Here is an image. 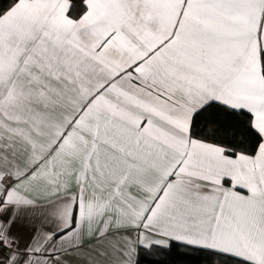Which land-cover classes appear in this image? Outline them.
<instances>
[{
	"label": "snow or ice",
	"instance_id": "snow-or-ice-1",
	"mask_svg": "<svg viewBox=\"0 0 264 264\" xmlns=\"http://www.w3.org/2000/svg\"><path fill=\"white\" fill-rule=\"evenodd\" d=\"M0 264H264V0H0Z\"/></svg>",
	"mask_w": 264,
	"mask_h": 264
}]
</instances>
